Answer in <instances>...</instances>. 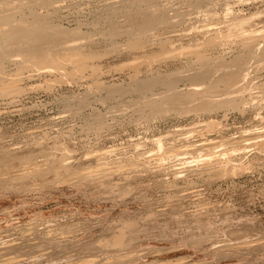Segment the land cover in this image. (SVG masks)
Returning a JSON list of instances; mask_svg holds the SVG:
<instances>
[{"label": "rangeland", "instance_id": "obj_1", "mask_svg": "<svg viewBox=\"0 0 264 264\" xmlns=\"http://www.w3.org/2000/svg\"><path fill=\"white\" fill-rule=\"evenodd\" d=\"M0 18L85 61L0 60V264H264V0H0ZM203 69L244 90L164 100Z\"/></svg>", "mask_w": 264, "mask_h": 264}, {"label": "bare ground", "instance_id": "obj_2", "mask_svg": "<svg viewBox=\"0 0 264 264\" xmlns=\"http://www.w3.org/2000/svg\"><path fill=\"white\" fill-rule=\"evenodd\" d=\"M0 34L5 36V42L3 43V46L0 48V60H2L1 59L2 57L8 56V54L11 52V49H13V52L18 53V55L36 57L37 60L35 62L36 64H38L37 62L40 61L51 62L52 60H54L56 63L72 62L78 70H81L84 67L85 61L78 58L77 54L74 55L71 54L70 52L66 53V49H63L64 54H51L50 52L47 51V49H45L46 43H49L51 45H55L57 43L59 44V42H61V40L64 39L65 36H70L67 33L59 32L53 28H48V27L25 28L22 25H14V26H10L7 30L0 31ZM246 39L248 40V42L246 41V44L249 46V48H251V46H253V39H250V37ZM31 47H33V49H31ZM262 54H264V52ZM201 61H203L202 62L203 64H207L206 60H201ZM213 74L214 76H212ZM245 75L247 76V74ZM244 78L245 76H242L240 77L239 80L242 81L244 80ZM190 79L197 81L209 80L210 82L207 87H203V90L200 89L201 93L198 92L199 89L195 88L188 93L173 94L164 100L167 102L168 101L173 102L178 98H181V99H186V101H188L190 99H193L196 95L198 96L200 95L201 97L203 96L205 103L213 102L212 104H216L215 103L216 101L214 100L209 101V98L217 97L215 96V93L218 92L217 89L220 84L225 85L226 87L225 94L227 95L233 93V88H234V92H240L244 90L243 87H240L241 84L239 87H236V84L238 83L239 80L235 75L229 73L217 74V71L211 73V70L203 69L202 71H199L197 75L192 76ZM151 85H152L151 81L137 82V86L141 88H146ZM199 85H203V83ZM199 85H195V86H199ZM14 90L15 89H11L5 86L1 88V92L3 93H9V92L11 93ZM223 101L229 102L228 100H223ZM214 146L215 143L214 144L210 143L207 144L205 147L211 152V150L215 149ZM84 177L86 178L87 176H83V178Z\"/></svg>", "mask_w": 264, "mask_h": 264}]
</instances>
